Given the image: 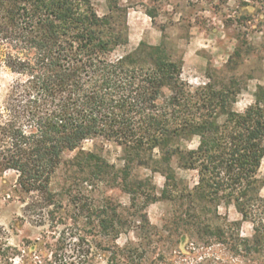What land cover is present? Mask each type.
Wrapping results in <instances>:
<instances>
[{
  "label": "trees",
  "instance_id": "obj_1",
  "mask_svg": "<svg viewBox=\"0 0 264 264\" xmlns=\"http://www.w3.org/2000/svg\"><path fill=\"white\" fill-rule=\"evenodd\" d=\"M94 1L0 0V63L18 76L0 107V175L16 172L20 189L52 205L51 179L66 152L78 151L80 166L108 172L102 157L83 150L85 142L104 139L124 148L127 192L130 165L137 158L149 168L159 149L154 162L166 179L162 197L182 203L180 222L204 242L220 244L224 231L205 222L206 210L233 204L255 224L253 239L237 237L235 252L261 255L264 87L238 113L232 87L191 91L181 63L164 46L141 43L133 54L112 60L128 40V11L112 5L101 17ZM121 13L125 23L117 27ZM194 138L196 149L182 148ZM173 158L197 172L195 187L182 186ZM135 256L134 250L115 248L107 264H139ZM46 264L75 263L53 254Z\"/></svg>",
  "mask_w": 264,
  "mask_h": 264
},
{
  "label": "rangeland",
  "instance_id": "obj_2",
  "mask_svg": "<svg viewBox=\"0 0 264 264\" xmlns=\"http://www.w3.org/2000/svg\"><path fill=\"white\" fill-rule=\"evenodd\" d=\"M112 5L128 11V40L114 50L112 60L133 54L141 43L164 46L181 63L191 91L232 87L236 112L254 104L258 87H264V0L94 1L101 17L110 14ZM124 18L117 16V27ZM17 78L0 63V107ZM169 95L165 89L164 97ZM198 143L194 138L182 148L193 150ZM82 148L102 157L108 172L80 166L78 151L66 152L51 179L52 205L20 189L16 172L0 175V264H46L53 254L75 264H107L115 248L134 250L139 264H264V249L261 255L235 252L237 237L252 240L255 224L233 204L206 210L205 222L224 231L220 244L204 242L180 222L182 203L162 197L166 179L154 162L159 149L149 168L137 158L130 165L127 192L122 146L96 139ZM170 165L182 186L197 185L196 171L180 168L176 158ZM259 175L264 181V159Z\"/></svg>",
  "mask_w": 264,
  "mask_h": 264
}]
</instances>
